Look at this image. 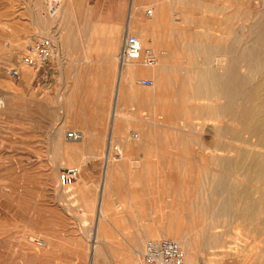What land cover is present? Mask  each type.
I'll list each match as a JSON object with an SVG mask.
<instances>
[{
    "label": "rangeland",
    "instance_id": "374dc122",
    "mask_svg": "<svg viewBox=\"0 0 264 264\" xmlns=\"http://www.w3.org/2000/svg\"><path fill=\"white\" fill-rule=\"evenodd\" d=\"M141 1L144 2L141 9L142 18H138L150 23L154 6L148 3L151 0ZM207 1L210 10L206 13L213 14L214 6L219 0ZM66 2L68 0H57V5L48 6L45 0H0V264H86L92 257L90 244L94 231L93 220L98 211L97 187L102 178V154L105 148L109 143L119 147L116 142L128 132L135 131L137 124L146 127L149 134L153 133L154 125L140 120L143 117L163 115L167 124L170 122V124H178L181 118H188L190 126H186L187 129L184 131L170 125H162L158 128V132L161 129L168 135L166 137L168 141L172 140L166 148L167 155L165 154V157L168 156L170 159L156 162L154 152L157 147L152 139L145 146L140 143H132L128 146V157L123 163L117 164L114 170L109 196L105 197L104 202L107 218L104 219L102 229L96 233L101 241L93 257L95 264H121L125 260L136 264L140 258V255L138 257L133 252L137 235L156 230L159 224L168 218L169 205L181 202L177 200L170 203L166 195L168 191L162 190L159 194L157 191L164 188L163 184L170 180L177 184L185 181L187 163L183 157L187 152L199 149L196 138L205 140L206 147L202 151H212V133L204 129L198 132L196 129L199 121L205 120L209 123L211 120L198 117L199 113L192 108L191 103L200 102V99L176 100L172 102L173 108L161 114L155 109V100L151 98L152 94H149L151 85L142 84L138 89L130 88L126 84L118 100V108L121 113L129 116L118 118V124L110 138L109 125L116 74L98 71L108 70L109 66L114 71L116 64H119L116 56L114 59L95 58L85 68L81 67L82 63H78L79 69L94 72L74 74L72 89L68 90H57V39L53 40L56 47L54 54L38 67L29 66L21 59L22 51L36 37L46 36L49 32L57 36V21L65 11ZM166 2L169 6L170 3ZM250 6L264 10L260 0H252ZM149 7H152V14L147 12ZM191 7L189 10L194 17L198 14L201 16L205 12L200 7ZM169 11L173 9L170 8ZM97 12L95 11V14ZM128 14L130 15V12ZM81 16L85 15L79 13L78 17ZM174 21L180 23L179 19ZM145 24L147 26V23ZM166 27L154 28L153 33L157 41L151 35L145 36L144 47L150 48L156 43L154 44L156 61L161 58L160 55L169 41ZM133 29L140 30V23H135ZM134 30L129 32L136 34ZM163 31L166 32L165 35ZM119 38L120 47L121 34ZM171 41L173 42V39ZM173 50L178 55V59L183 58V49L173 48ZM14 66L21 70L19 77L9 74V69ZM22 66L31 71V76L24 81ZM137 77L151 79L147 74H140ZM172 79L170 78L169 85L174 89L173 85L178 83ZM86 127L92 129V136L81 140H70L65 135L67 130L83 129L84 132ZM186 135L189 136L187 142ZM66 143L76 145L70 146ZM185 148L187 151L184 150ZM64 150L83 156V161L78 166L80 169L78 179L71 184H63L58 178V170L61 166L76 165L74 162L62 159ZM177 151L182 153L178 154ZM190 163V166L195 165ZM53 167L56 168L55 177L51 176L50 170ZM155 168L162 170L158 176L154 174ZM131 188L137 189V197L128 195ZM6 190H9V195ZM196 216L199 219L201 213L197 212ZM39 219L42 223L38 221ZM221 225L215 227V230L217 236L228 246L224 245V248L231 247L230 249L234 250L241 240L247 241V250L251 247L264 246V234H254L246 228L240 230L230 219ZM38 237L40 239L49 237L50 240L43 245H35L33 240ZM155 237L157 236H144L141 243L138 241L139 249L142 250L147 239ZM210 248L215 250L220 247L202 248V250L201 246L197 245L195 251L198 250L197 253L201 256L197 258L195 264L212 262H214L212 264H238L239 259L236 256L212 258L216 255L209 250ZM130 254L134 258L128 256ZM203 255L209 256L210 259L206 257L204 259Z\"/></svg>",
    "mask_w": 264,
    "mask_h": 264
},
{
    "label": "bare ground",
    "instance_id": "6f19581e",
    "mask_svg": "<svg viewBox=\"0 0 264 264\" xmlns=\"http://www.w3.org/2000/svg\"><path fill=\"white\" fill-rule=\"evenodd\" d=\"M166 1L170 3V7ZM45 2L48 6L57 5V0ZM260 2L261 7H264V0ZM143 3L131 0L132 11H129L130 15L128 14L125 33L134 30L135 23H140L141 29L134 31L144 46L146 35L155 38L153 33L155 27L167 26L169 41L160 55L161 58L155 62L156 65L147 64L143 59L141 61V57L121 61L122 79L135 81L140 88L142 83L137 76L150 75L152 87L149 94H152L155 109L161 114L173 108L172 102L176 100L200 99V102L191 103L192 108L199 113L198 117L210 119L211 122L201 120L196 129L198 132L208 130L213 135L211 152L202 151L206 147L205 140L196 138L199 149L184 154L183 158L187 163L185 181L177 184L170 180L166 186L169 202L174 203L177 200L181 202L169 205L167 231L163 230L158 235L150 236H157L155 238L168 236L175 239L184 253V264H195L197 258L201 256L197 253L198 250L195 251L197 245H200L201 249L220 247L215 250L209 249L216 255L212 257L214 259L236 256L239 259L238 264H264V246L251 247L247 250V241L241 240L234 250L230 249V246L236 243L230 245V248H224V245L228 246L217 236L215 230L219 224L223 225L230 219L240 230L246 228L251 233L264 234V10L250 6L252 0H219L214 6L213 14L206 13L210 10L207 0H151L148 3L154 6V12L152 11L153 18L149 23L138 18L137 11L133 9V6H143ZM191 6L200 7L205 12H201V16L198 14L196 16L199 17L193 19L196 16L190 12ZM152 7L149 8L152 10ZM170 8L173 11H169ZM175 19H179L180 23L175 22ZM163 33L165 35L166 32ZM46 34L54 38L52 40L57 39V36L50 32ZM113 38L116 39L114 43L118 45L119 32H114ZM154 44L149 49L156 55ZM173 48L183 49V58L178 59L176 49ZM22 70L24 81L31 76V71L26 67ZM170 78L178 83L173 85L174 89L169 85ZM160 116L153 117L150 122L155 127L154 134L151 133L153 136L143 125L139 131L144 146L153 139L157 147L155 149L157 163L169 158L165 157L166 148L172 141L166 139L168 135L161 129L158 132L159 126L170 125L181 131L190 126L188 118H181L180 121L177 119L178 124H170L171 122L167 124L166 118ZM185 139L187 142L189 136L186 135ZM107 157L108 161L113 158L111 155ZM62 159L69 162L66 156ZM190 162L195 165L190 166ZM50 171L52 177L57 176L55 167ZM109 173V169L102 170L101 184L97 187L101 196L97 210L105 217L107 215L103 212V195L109 193ZM173 178L175 179L174 176ZM8 191L6 190L7 194ZM132 196H136V193ZM197 212L201 213L199 219L198 215L196 216ZM42 220L38 221L42 223ZM98 223L100 226L102 221L99 219ZM48 240L49 237L44 239L38 237L33 243L43 245ZM133 252L139 257L141 253L139 243H136ZM131 254L128 256L133 257ZM205 257L210 259L209 256H204V259ZM86 264L94 263L89 260ZM122 264L133 263L125 260Z\"/></svg>",
    "mask_w": 264,
    "mask_h": 264
},
{
    "label": "crops",
    "instance_id": "0c3cea01",
    "mask_svg": "<svg viewBox=\"0 0 264 264\" xmlns=\"http://www.w3.org/2000/svg\"><path fill=\"white\" fill-rule=\"evenodd\" d=\"M137 2L140 3L142 1L137 0ZM134 5L136 4L134 3ZM130 8L131 0H68V2H66V7H64L65 11L61 18L57 21V90L72 89L71 83L73 82L74 74L94 72L93 70L87 71L86 69H79L78 63H82L83 65L81 67L85 68L86 65L91 64L93 62V59L95 58L114 59L115 56L117 58V53L115 54V52L119 48V44H115L116 39L114 40L113 34L117 31L119 32V35L121 34V36L123 37V34L125 33L124 30H126L127 26V16ZM133 9L137 11V17L142 18V6H133ZM95 11L98 12L95 14ZM79 13L85 16L78 17ZM149 14H152V10ZM109 43L111 44V46ZM122 63L123 62L119 61V64H116L114 71L111 70L112 68H110V66L108 70L102 71V69H99L100 71H98L102 73L116 74L114 102L111 110L109 125L110 138L113 136L114 128L118 124V118L129 116L128 114L121 113L118 108V100L121 97L124 88L126 87V84L130 88H139L138 84L135 81L131 82L126 79H122ZM152 118L153 117H143L139 119L150 123ZM135 128V131L128 132L125 137L120 138L119 141L116 142L117 144H119V147L118 145L115 146L109 143V145L103 151L102 170L109 169L110 171L108 177V180L110 181L109 187L112 184L113 173L116 168V165L123 163V161L128 157L127 147L130 146L132 143L142 144V135L139 133V131L142 129V125L137 124L135 125ZM82 130L70 129L65 131V135L70 140H81L84 137L93 135L91 133V128L88 129L86 127V129L84 130L85 133ZM68 131L72 132L71 135H69ZM73 134L76 136H74ZM66 145L71 146L76 144L66 143ZM107 155H111L113 158L111 157L112 159L108 161ZM64 156H66L69 162L76 163L77 166H79L83 161V156L76 155L72 151L64 150L62 157ZM154 170L158 171L157 173L154 172L155 176H158L159 173L162 171L158 170L157 168H155ZM99 184H101V181ZM163 186L165 187L159 189V191L157 192L160 193V191L162 190H164L165 192L168 191L166 190L167 183L163 184ZM133 193L137 194L136 188L129 189L128 195L132 196ZM108 196L109 193H105L103 195L104 214H106L104 206L105 197ZM100 200L101 196L99 191L97 209L100 205ZM106 218L107 217L100 215L99 211L95 213V218L93 220L94 231L90 244L92 257L89 259L92 260L94 264L95 260L93 256H95L96 252L98 251L100 246L99 243L101 241V238L97 236L96 233L102 229L104 225V219ZM99 219L102 221L100 226L98 225ZM168 224L169 221L167 218L159 224L156 230H149L146 234L139 233L135 238V240H137L136 243H138V241L141 243L144 236L146 235H158L163 232V230L167 231ZM134 248L135 247H133V250Z\"/></svg>",
    "mask_w": 264,
    "mask_h": 264
},
{
    "label": "built area",
    "instance_id": "2783aa9c",
    "mask_svg": "<svg viewBox=\"0 0 264 264\" xmlns=\"http://www.w3.org/2000/svg\"><path fill=\"white\" fill-rule=\"evenodd\" d=\"M147 12L150 13L151 9H147ZM55 49V43L50 37L40 35L22 51L21 59L25 64L36 68L49 59ZM135 57H143L147 64L156 62V55L149 48L142 46L138 36L126 32L122 37L117 58L119 61H124ZM9 74L19 77L21 70L14 66L9 69ZM140 82L144 85L152 84V80L148 77H142ZM68 133L71 135L72 132L68 131ZM79 173L80 169L77 165H63L59 169L58 178L63 184H71L78 179ZM136 264H184V255L175 239L168 236L150 238L145 241Z\"/></svg>",
    "mask_w": 264,
    "mask_h": 264
}]
</instances>
